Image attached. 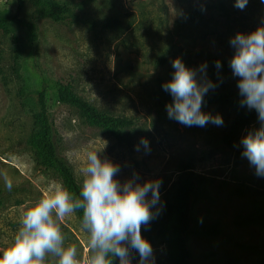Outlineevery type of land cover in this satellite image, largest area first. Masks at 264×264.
Returning a JSON list of instances; mask_svg holds the SVG:
<instances>
[{
    "label": "rangeland",
    "instance_id": "374dc122",
    "mask_svg": "<svg viewBox=\"0 0 264 264\" xmlns=\"http://www.w3.org/2000/svg\"><path fill=\"white\" fill-rule=\"evenodd\" d=\"M54 1L73 6L77 19L60 23L37 19L35 45L19 25L0 32V254L13 242L25 210L53 184H62L54 171L37 164L27 143L35 129L36 91L47 77L73 84L76 93L99 110L134 121L135 126L119 139L90 126L54 93L48 97L60 153L80 185L91 150L120 166L116 178L121 183L134 176L139 183L162 181L160 202L153 211L163 208L141 228L153 247L154 264H172L170 241L159 228L170 220L167 207L181 176L197 182L187 235L191 264H259L264 258V177L257 176L242 156L240 142L249 130L229 148L223 138L234 118L231 108L202 109L221 115L223 126L187 127L169 119L161 102L162 82L172 79L177 57L189 68L207 62L208 78L219 84L214 90L239 92V78L229 67L235 52L230 40L264 24V0H248L243 10L234 6L235 0H225L226 14L216 8L217 0ZM17 6V0H0V12L16 14ZM198 8L205 9L203 20L193 22L190 16ZM24 16L31 18L30 8ZM251 112L252 126L259 128L258 114ZM142 138L149 141L150 152L143 146L136 151ZM5 177L12 181L11 190ZM61 229L66 246L76 245L85 264L88 233L77 212L61 221ZM130 258L131 264H139L135 250ZM48 260L55 264L56 258Z\"/></svg>",
    "mask_w": 264,
    "mask_h": 264
},
{
    "label": "clouds",
    "instance_id": "9594fccd",
    "mask_svg": "<svg viewBox=\"0 0 264 264\" xmlns=\"http://www.w3.org/2000/svg\"><path fill=\"white\" fill-rule=\"evenodd\" d=\"M248 0H235L234 6L243 10ZM235 50L229 62L232 75L238 77L240 106L255 110L260 124L245 135L241 144L242 156L255 168V174L264 177V24L255 31L237 33L230 40ZM170 81L163 84L173 102L167 107L171 120L187 127H205L209 123L223 126V117L202 111L205 95L219 84L207 75V62L199 68H189L177 57ZM215 67L221 68L217 60ZM223 82L221 77L219 83ZM150 152V144L142 138L136 146ZM120 166L102 159L100 152H88L81 169L82 184L79 195L71 193L60 183L43 192L39 200L23 213L20 228L13 242L0 254V264H47L49 256L55 264H81L76 245L65 244L61 221L82 210V228L88 233L89 255L85 264H131L132 250L139 253V264H154L151 242L142 236V226L150 225L160 214L159 179L139 183L134 176L121 183L116 177ZM5 186L11 190L12 181L5 177Z\"/></svg>",
    "mask_w": 264,
    "mask_h": 264
},
{
    "label": "trees",
    "instance_id": "16d2710c",
    "mask_svg": "<svg viewBox=\"0 0 264 264\" xmlns=\"http://www.w3.org/2000/svg\"><path fill=\"white\" fill-rule=\"evenodd\" d=\"M17 13L0 12V32H10L14 25L24 28L32 45L39 40L37 19H50L54 22H64L69 18L77 19L74 7L54 0H17ZM31 10V18L24 16L27 9ZM216 8L223 14L227 13L225 0H217ZM204 8L192 12L190 19L193 22L203 20ZM23 15V16H22ZM114 21L112 24H116ZM162 82V81H161ZM165 82H162V87ZM161 106L167 110V105L173 102L170 93L164 91ZM54 93L62 104L76 108L85 121L92 127L99 128L112 136L121 139L129 132L135 123L132 119L114 116L101 111L91 103L81 98L75 91L73 84L64 83L43 77L39 90L36 91V107L33 114L35 129L28 138V146L34 154L37 164L45 169L54 171L62 180V185L71 193L79 195V184L71 164L61 155L57 130L48 109V97ZM239 92H221L210 90L204 97L202 109L209 106L231 108L234 118L223 143L232 148L244 130H252L254 116L246 106H240ZM197 187L195 178L181 176L176 184L175 195L167 207L169 222L159 228V233L170 241L169 259L172 264H191L190 252L187 244V235L192 226V193ZM3 200L0 198V208ZM82 221V210H77ZM47 264H51L47 259ZM115 264V258H113ZM259 264H264V258Z\"/></svg>",
    "mask_w": 264,
    "mask_h": 264
}]
</instances>
